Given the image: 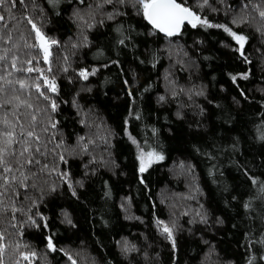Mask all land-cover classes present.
Segmentation results:
<instances>
[{"label":"trees","instance_id":"1","mask_svg":"<svg viewBox=\"0 0 264 264\" xmlns=\"http://www.w3.org/2000/svg\"><path fill=\"white\" fill-rule=\"evenodd\" d=\"M246 2L186 0L246 36L243 55L222 28L185 23L168 37L131 6L98 7L103 0H25L12 10L21 22L6 23L21 51V34L34 42L23 16L59 42L52 71L38 65L58 91L47 93L57 109L36 129L48 169L26 193L17 188L19 199L5 197L22 211L0 223L12 245L4 264H264V19L253 10L264 2ZM49 117L56 128L45 133ZM149 150L163 159L141 172Z\"/></svg>","mask_w":264,"mask_h":264},{"label":"snow or ice","instance_id":"2","mask_svg":"<svg viewBox=\"0 0 264 264\" xmlns=\"http://www.w3.org/2000/svg\"><path fill=\"white\" fill-rule=\"evenodd\" d=\"M81 2L83 3V0ZM104 4L131 6L137 14L142 15L152 28L168 37L178 34L185 23L190 24L193 28L198 24L206 27L222 28L237 41L240 45L238 50L243 55L242 50L247 40L246 36L236 33L227 25L212 24L207 18H201L191 7L186 6V0H103V3L98 7H102ZM207 4L208 0H203V3L199 6L202 8ZM249 4H252V0H247L243 8H248ZM17 5H20L23 9L27 8L25 0H0V223L3 222L8 213H11V218L14 220L16 218L15 214L22 211V208L15 206V199L9 198L11 203L5 202L8 193L12 192L14 197L19 199L17 188H23L26 193L29 187L27 181L32 176L39 178V174L48 169L47 163L41 164V160L37 158V156H46V152L41 150V136L36 129L43 125L41 113H47L48 109L55 112L57 109L56 101L47 94L58 91L55 77L49 78L45 75V69L38 65L42 60L44 64L49 65L47 71H52L50 66L53 55L52 47L58 45L59 42L49 38L31 17L23 16V21L31 26L29 35L34 33V42L29 43L21 34L19 39L23 41L22 47L28 50L21 51V45L13 39L15 25L10 26L6 23V19L16 21L17 24L21 22L12 12L13 9L17 8ZM253 10L258 11V15L264 19V8H261L260 4H254ZM114 11L118 15L126 14ZM4 12L8 13L7 17L3 14ZM108 18L112 19L113 17L110 14ZM232 23L235 24L236 21L233 20ZM73 46L75 47V45ZM21 56L24 59H21ZM64 70L67 71V69ZM94 72L95 70L92 71V74ZM33 73L37 75H31ZM88 75L87 70L79 72V76L85 80L88 79ZM232 79L235 81L236 77L233 76ZM33 93H35L37 100L35 107L31 102ZM42 101L48 102L43 109L39 107V102ZM21 109H24V111H21ZM49 121L48 126L42 127V131L45 133L48 132L49 127L56 128V123L51 122L50 117ZM83 139L81 137V140ZM133 143H136V141L133 140ZM59 146V144L56 145V147ZM44 147L46 148L47 145L45 144ZM84 150L87 151V145H84ZM147 157L149 163H151L153 157L163 159L155 152H148ZM59 159L66 163L63 155H60ZM140 160V171L143 172L145 170V154L143 152ZM36 166H40L38 170H36ZM25 167H27V172L31 173V176L25 173L23 170ZM51 171H55V169ZM16 173H19V175ZM63 175L66 176L67 174ZM31 186L35 187L34 184ZM261 192H264V186L261 187ZM73 195H75L74 192ZM24 199H27V196ZM245 207H248V205H245ZM29 219L33 224H36L32 217H29ZM157 223L162 226L163 233L167 234L168 237L172 236V229L167 224L163 221H157ZM44 226L47 227L46 224ZM12 227L14 228L15 224H12ZM5 233L6 229L0 231V264H4V254L12 246L9 242L10 234L6 235ZM47 247L53 251L56 250L51 238H48ZM16 248H19L18 244ZM21 255L24 260H29L28 255ZM31 256L35 257V253H31ZM68 258L69 260L72 259L71 256ZM16 264H19V261H16ZM72 264H76V262L73 260ZM249 264H251V261H249Z\"/></svg>","mask_w":264,"mask_h":264},{"label":"rangeland","instance_id":"3","mask_svg":"<svg viewBox=\"0 0 264 264\" xmlns=\"http://www.w3.org/2000/svg\"><path fill=\"white\" fill-rule=\"evenodd\" d=\"M245 45V44H244ZM239 48H240V45H239ZM243 51V50H242ZM144 153L145 154V160H144V163H145V170L146 169H148L150 166H151V164H153L154 162H156V161H159V160H161V159H158V158H156V157H153L152 159H151V163H149V160H148V157H147V153L148 152H154V150H149V151H141L140 153H139V169H140V166H141V160H140V157H141V153ZM158 154V156H162L163 157V154H161V153H157ZM144 170V171H145Z\"/></svg>","mask_w":264,"mask_h":264},{"label":"water","instance_id":"4","mask_svg":"<svg viewBox=\"0 0 264 264\" xmlns=\"http://www.w3.org/2000/svg\"><path fill=\"white\" fill-rule=\"evenodd\" d=\"M181 30V29H180Z\"/></svg>","mask_w":264,"mask_h":264}]
</instances>
